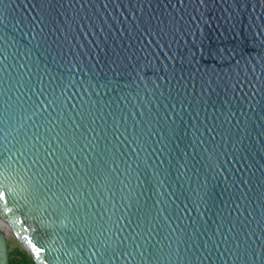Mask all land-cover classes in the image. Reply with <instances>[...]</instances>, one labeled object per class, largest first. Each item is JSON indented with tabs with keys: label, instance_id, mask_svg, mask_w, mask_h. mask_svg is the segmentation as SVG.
<instances>
[{
	"label": "water",
	"instance_id": "1",
	"mask_svg": "<svg viewBox=\"0 0 264 264\" xmlns=\"http://www.w3.org/2000/svg\"><path fill=\"white\" fill-rule=\"evenodd\" d=\"M0 191V264H264V0H0Z\"/></svg>",
	"mask_w": 264,
	"mask_h": 264
},
{
	"label": "trees",
	"instance_id": "2",
	"mask_svg": "<svg viewBox=\"0 0 264 264\" xmlns=\"http://www.w3.org/2000/svg\"><path fill=\"white\" fill-rule=\"evenodd\" d=\"M9 264H35V262L18 246L9 250Z\"/></svg>",
	"mask_w": 264,
	"mask_h": 264
},
{
	"label": "rangeland",
	"instance_id": "3",
	"mask_svg": "<svg viewBox=\"0 0 264 264\" xmlns=\"http://www.w3.org/2000/svg\"><path fill=\"white\" fill-rule=\"evenodd\" d=\"M6 236H7V241H8V245H9L10 249L16 248L18 246L22 249V247L19 245V243L16 241V239H14V237L11 235V233H7Z\"/></svg>",
	"mask_w": 264,
	"mask_h": 264
},
{
	"label": "snow or ice",
	"instance_id": "4",
	"mask_svg": "<svg viewBox=\"0 0 264 264\" xmlns=\"http://www.w3.org/2000/svg\"><path fill=\"white\" fill-rule=\"evenodd\" d=\"M4 196H5V193L3 191H0V199H3ZM35 251L40 252V251H42V249L36 248Z\"/></svg>",
	"mask_w": 264,
	"mask_h": 264
}]
</instances>
